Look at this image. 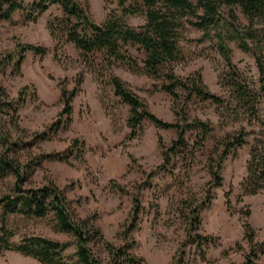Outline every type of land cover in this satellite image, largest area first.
Instances as JSON below:
<instances>
[{
  "label": "rangeland",
  "instance_id": "1",
  "mask_svg": "<svg viewBox=\"0 0 264 264\" xmlns=\"http://www.w3.org/2000/svg\"><path fill=\"white\" fill-rule=\"evenodd\" d=\"M33 1L38 0H24L26 5ZM79 1L88 4L96 24L103 23L107 14L116 9L113 0ZM236 11L241 24H246L240 9ZM61 15L60 7L51 6L35 22L29 21L22 11L10 21L0 20V86L13 106L0 114V154L5 152L32 169L30 184L25 187L54 183L65 192L76 219L89 220L107 242L143 259L144 264H174L182 256V264H241L250 249L243 235L244 220L255 229V242H264V190L254 196L244 195L242 190L251 146L256 137L264 134V99L260 100L255 117L243 112L232 114L226 110L227 105L201 102L195 97L187 101L185 95L175 104L167 93L153 90L156 82L148 76L113 69L112 74L128 84L162 121L183 125L186 116L189 123L197 119L211 125L212 132L201 148L194 147L196 131L186 133L193 156L190 152L171 155L166 164L158 136L170 147L177 139L176 129L157 128L144 120L136 136L128 139L129 107L114 95L109 75L102 73L98 79L73 44L58 43L50 36L49 22ZM143 23V17L129 19L134 27ZM201 36L200 30L187 26L180 44L184 60L174 65L175 74L185 79L199 72L208 90L228 103L225 64L213 42H198ZM26 44L44 47L48 52L44 56L24 53L16 71L21 47ZM229 45L237 70L257 89L259 73L253 55L242 52L235 42ZM95 64L98 62L93 68ZM80 75L83 83L72 101L71 121L64 122L65 118L60 117V84L71 91ZM25 87L24 102L20 103L19 92ZM55 123L60 128L52 132L49 128ZM242 131L248 133L247 144L233 149L225 158L222 186L211 189L213 199L205 202L211 181L209 158L216 157L214 151L223 139ZM48 155L58 157L47 158ZM13 186L11 176L0 179V197L12 194ZM134 198L141 205L136 219ZM196 207L201 218L197 233L210 238L200 247L186 244L190 212ZM247 210L249 216L244 214ZM11 224L19 234L15 240L34 234L68 243L65 260L79 264L73 237L58 231L51 216L30 220L11 217ZM93 251L104 264L106 256L101 248L94 246ZM256 263L264 264V256ZM0 264L40 263L17 252L4 251Z\"/></svg>",
  "mask_w": 264,
  "mask_h": 264
},
{
  "label": "trees",
  "instance_id": "2",
  "mask_svg": "<svg viewBox=\"0 0 264 264\" xmlns=\"http://www.w3.org/2000/svg\"><path fill=\"white\" fill-rule=\"evenodd\" d=\"M116 9L109 12L101 24H96L90 14L88 4L79 0H38L25 4L24 0H0V20L10 21L16 12L22 11L29 21L35 22L51 6H58L61 17L49 22L48 30L56 42L71 43L79 52L81 60L99 79L102 73L109 75V84L115 96L129 107L128 127L131 132L128 139L136 136L144 120L157 128L176 129L177 139L170 147H166L162 137L158 136V146L162 151L163 162L170 163L171 155L177 156L190 152L186 141V133L196 131L197 140L194 147L201 148L212 132L208 122L194 119L189 123L164 122L156 117L146 103L137 96L128 84L112 74L116 68L125 69L134 74L146 75L154 82L153 90H161L170 95L175 104L183 95L190 101L193 97L201 102H211L218 106H226L230 113L243 112L251 117L257 116L258 104L264 99V0H113ZM239 8L246 24H241L236 9ZM143 17L144 23L134 27L129 19ZM187 26L200 30L202 36L198 42L210 41L220 55L227 69L223 75L224 85L230 94V101L210 92L204 84L199 72L181 78L175 74L174 65L184 60L181 41L187 31ZM230 42H235L244 53H251L259 73V86L252 88L234 65ZM21 58L16 63V71L23 62V55L32 52L44 56L48 50L30 44L21 47ZM136 53L138 56H135ZM98 64L93 68L95 62ZM83 77L77 78L75 87L69 91L60 84V101L63 109L60 117L64 122H70L72 116V101L79 92ZM159 83V85L157 84ZM28 87L20 92V103ZM13 106L3 87L0 86V114L12 110ZM264 115V108H263ZM60 124H52L49 128L57 132ZM248 133L240 132L228 135L214 151L216 157H210L208 170L211 176L206 201L213 199L211 189L222 186V164L233 149L246 143ZM43 138V136L41 135ZM3 143V140L1 141ZM191 156H193V153ZM58 155H48L55 158ZM32 169L22 166L3 152L0 154V179L11 176L14 180L13 193L0 197V254L4 251L17 252L33 258L40 264H68L64 252L68 243H61L40 235H19L18 231L9 225L11 217H22L25 220L45 219L51 216L54 227L73 237L79 264H100L93 251L99 246L106 256L104 264H144V260L129 253L121 247H115L107 242L101 231L95 228L89 220L76 219L70 212L69 201L65 192L54 183L41 187H25L30 184ZM152 176V175H151ZM244 195L254 196L264 190V134L256 137L251 146L250 159L247 164V175L242 183ZM227 198V195H226ZM205 204V203H203ZM141 205L134 198V219L140 214ZM250 215L247 210L244 213ZM189 231L186 244L200 247L210 240L197 233L200 230L201 218L199 208L191 210L189 216ZM244 239L249 243V252L241 264H257L264 256V242H255L256 231L251 224L242 222ZM186 244L184 246H186ZM239 249V244H236ZM183 256L174 264H182Z\"/></svg>",
  "mask_w": 264,
  "mask_h": 264
}]
</instances>
